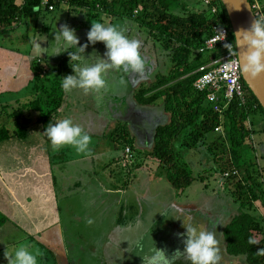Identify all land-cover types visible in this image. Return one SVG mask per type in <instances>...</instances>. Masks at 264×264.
Listing matches in <instances>:
<instances>
[{
  "label": "trees",
  "instance_id": "1",
  "mask_svg": "<svg viewBox=\"0 0 264 264\" xmlns=\"http://www.w3.org/2000/svg\"><path fill=\"white\" fill-rule=\"evenodd\" d=\"M42 1L0 0V37L23 20H32L36 33L40 19L50 14L49 7H44ZM249 1L252 6L259 4L264 14V0ZM52 4L58 9L68 6L71 14L85 15L88 23L92 20L111 22L117 18L130 20L148 34H144L149 36L148 41L153 38L160 46L150 42L151 51L159 54L156 66L159 68V63L163 62L164 70H158L148 85H141L133 99L141 109L160 107L167 119L157 124L153 143L145 151L126 128L119 126L110 132V150L122 153L123 157L115 156L109 158L108 164L101 163L98 174L110 185L111 191L130 189L144 168L150 170L152 183L161 181L170 186L175 200L196 184L206 185L203 192H208L213 183L228 186L226 191L233 187V203L239 209L223 229L226 256L241 259L244 264H264V254H261L264 250V184H259L255 177L259 166L257 160L253 161L256 157L248 153L256 134L251 117L258 113L264 116V109L244 80L246 103L236 99L226 109L220 106L223 113L211 105L207 91L201 92L195 87L202 76L200 68L225 55L221 48L202 52L213 35L214 26H230L222 0H212L210 5H205L204 0H55ZM214 6L219 7V11L212 15ZM37 62L32 66V100L25 104L18 101L15 106L0 105V145L13 138L26 139L32 127L43 124L46 128L59 115L64 91L58 83L48 79L49 63L42 59L41 62L47 63L43 69ZM145 69H148L146 65ZM219 129L223 132L217 131ZM260 133L264 134V130ZM260 146L261 143L251 153H257L264 162ZM128 148L132 151L131 159L125 157ZM197 155L203 157L198 160ZM205 157L214 163L210 169L206 168ZM195 164L198 170H193ZM164 192L162 188V195ZM9 222L0 212V231ZM249 240L255 243L250 244Z\"/></svg>",
  "mask_w": 264,
  "mask_h": 264
},
{
  "label": "crops",
  "instance_id": "2",
  "mask_svg": "<svg viewBox=\"0 0 264 264\" xmlns=\"http://www.w3.org/2000/svg\"><path fill=\"white\" fill-rule=\"evenodd\" d=\"M65 13L69 18L71 17L67 11ZM31 24L32 20H23L13 31H19L17 35L11 31L0 37L2 39L0 40V105L15 106L18 101H20L19 104L28 103L32 98L30 89L34 80L32 68L34 62L45 59L46 62L52 64L50 54L48 56L44 54L42 57L34 54L29 39L33 32ZM52 30V23L41 18L38 23V30L33 34L38 37L42 31L43 33L49 32L48 35L46 34L49 36ZM39 43L42 47H49L45 42ZM105 79L107 87L101 91L102 96L87 99L91 102L90 108L80 107L82 110H90L95 113V117L102 121L101 130L95 128V132H88V134L92 138L107 143L108 147L95 146L91 151L92 156H88L87 159L83 158V160L91 162L92 168L97 171L96 177L99 178V181L93 176L92 178L88 177L87 179L91 181L88 182V186H85L84 180L86 178H78L68 192L82 195V192L87 191H105L107 195L109 194L107 207L110 205L111 198L116 197L119 200L117 223L116 226H113L114 230H106V239H110L109 236H114L112 238L118 239V243L122 240H157L159 233L165 232L159 231V224L165 225L172 222L176 223L184 232L183 226L180 227L182 225L180 223H183L181 219L190 222L188 216L190 214L169 212L171 211L169 209H172L169 205H174L176 201L167 203L166 198L158 194L161 193L162 188L167 190L169 185L161 181L152 183L151 172L148 168H144L147 172L144 179L138 178L128 190L111 191L110 185L104 182L103 178H100L98 171L101 163L108 164L109 158L115 156L123 157L122 153L118 154L109 148L108 136L111 131L119 126L126 128L127 133L138 144L140 143L144 148L141 147L142 151H145V148L153 143L157 124H161L167 119L166 113L160 107L145 110L134 102V93L141 85H148L152 80L149 83L138 81L130 72L123 71H111L106 74ZM133 81H135L136 86ZM81 93L84 92L81 90ZM3 98L7 100H3ZM93 102H98V104L94 106ZM64 105L59 111V115L62 112L71 111L69 108L65 110ZM78 106L76 103H71V108L74 111L79 109ZM0 109L2 108L0 107ZM59 115L56 120H58ZM45 130V126L39 124L28 131L26 139L13 138L0 145V212L10 221L0 231V264H8L5 259L6 250L11 256L15 246L20 245L24 240L35 241L40 247L43 246L45 249L57 253L58 260L55 258L57 264L67 263V255L62 240L66 234L63 216L67 215L68 211H63L61 207L59 193L62 192L63 188L59 185L57 174L60 170L65 172L64 168L71 164L65 166V163L61 161L60 152L52 153L51 142L43 135ZM66 182L71 183V180H66ZM61 183L63 186V182ZM197 188L202 187L199 185ZM188 192H191V189ZM111 193L117 195L112 197ZM156 193L157 196H154ZM99 200H102V197L96 199L95 204ZM83 203L84 205L85 203L93 205V198L89 201L85 199ZM166 206L168 207L164 209ZM168 212L173 213L174 221L168 220L166 216ZM97 221V224L101 223V220ZM71 222L75 223L76 221L71 220ZM102 224L110 225V221L105 219ZM65 225L66 228L73 226L69 220L65 222ZM101 229L104 230L102 227ZM127 235L129 236L127 237Z\"/></svg>",
  "mask_w": 264,
  "mask_h": 264
},
{
  "label": "rangeland",
  "instance_id": "3",
  "mask_svg": "<svg viewBox=\"0 0 264 264\" xmlns=\"http://www.w3.org/2000/svg\"><path fill=\"white\" fill-rule=\"evenodd\" d=\"M257 8L259 9V4H256ZM64 11V12H63ZM70 15L71 17L66 15ZM69 12V13H68ZM50 14H44L42 20L46 19L49 20L50 23H52V32L47 36V33H43L42 31L39 33L38 37L44 38V36L47 37L46 45H49L51 42L54 41V33L56 31V26L59 29L60 23L65 25L67 24L72 29H75L77 32V36L80 39L81 45L88 42L87 40V34L91 29V21L90 23L87 22L88 18L86 19L85 15H75L71 14L69 11L68 6L63 5L60 9L55 7V11L49 12ZM55 21H52L54 20ZM98 21V20H95ZM104 23L110 24V25H119L123 28L127 29V34L129 38H136L141 41L142 47H141V55L145 62V65L148 69H145V71L142 74H136L131 73L132 76L142 82L149 83L150 80H153L158 74V70H164L165 65L163 62L159 63V68L156 66L157 59L159 57V54L154 55V51H151V43L155 42L157 47H160L155 39H151L148 41L149 36H144V34H147L145 32H141V29L139 26L136 25V23L127 20V19H121L117 18L113 21H105ZM48 25V24H47ZM15 29L11 30L12 32ZM10 31V32H11ZM54 31V32H53ZM19 31L13 32L14 34H18ZM11 33V34H13ZM33 33V32H32ZM141 33V34H140ZM47 34V35H46ZM148 35V34H147ZM2 40V39H0ZM145 41V43H144ZM149 44H147L148 42ZM54 47V46H53ZM93 51L97 52L100 56H104L106 52V48L103 43H97L95 46H92L89 44V47L86 52V56H90ZM49 54L51 56L52 64L50 63V72L48 73V79L50 81H53L54 83H58L59 87L60 85V79L62 77H65L67 75H72L73 70L70 67V61L69 56L67 53L61 55V56H53L54 53L50 50ZM53 56V57H52ZM45 60V59H44ZM38 65H41L43 69L46 68L47 63H43L41 61L37 62ZM62 72V73H61ZM134 85L136 86L135 81H133ZM102 96V93L99 92L97 94L95 93H81V90H74L71 94H66L64 92V108L67 110V108L71 109L70 112H62L61 115H59L58 120L63 118H70L73 120V122L79 126H81L87 133L88 132H95V128H98L101 130L100 126H102V121L98 119V117H95V113L91 112L90 110H82L80 107H91L90 100H87L89 98L94 99L95 97L100 98ZM32 100V98H31ZM71 103H76L79 109L75 110L71 108ZM94 106L98 104V102H93ZM88 111V112H85ZM84 114V115H83ZM6 117V116H5ZM8 121V117H6ZM56 120V118H55ZM251 122L253 125L254 130L256 131L255 137L250 143L248 148V153L252 157H256V159L253 158V161H256L258 166V171L255 170V177L258 180L259 184H264V162L259 160L261 156H258V154L252 155V151L257 148V145L261 143L260 146V153L264 155V134L260 133L264 130V116L263 114H255L251 117ZM10 125V124H9ZM106 125V124H105ZM103 127V126H102ZM15 129V127H13ZM95 146L98 147H105L107 148V143H103L102 141L92 138V143L90 145V149L95 148ZM110 146V144H109ZM111 149V146H110ZM61 154V161L65 163V166H67L65 169V172L61 171L58 172L57 178H59V185L64 189H62V192L59 193V200L61 202V207L63 211H68L67 215L65 214L63 216L64 220V230L65 235L64 239L62 240L63 246L65 247L66 252V258L67 263L66 264H143L142 258L140 256H143L148 249H150L152 246H154V243L156 244L157 248L166 250L168 255H172L177 249H180L183 251L184 243L183 240H181L178 236L179 233H183L181 229L179 228L176 223H166L165 225L159 224V231H165L159 233V236H157V240H141L140 242L143 244L144 251H141L136 246L137 240H122L118 243V239H113L114 236H109L106 239L105 236L107 235L106 230H114L113 226H116L117 223V214L118 207H119V200L115 197V193H111L112 197L110 200L109 207L106 206L107 199L109 200V194L107 195V192L100 191V190H94V191H87L82 192L81 194L76 195L75 192L69 193L70 187L73 186V184L78 180V178H86L84 181L85 186H88V182L91 180H88V177L93 176L94 179L99 181V178L96 177L97 171L92 168L91 162H89L87 159V155L84 154H78L74 149L71 147H64L60 149V151L54 150L52 148V153H59ZM64 152V153H63ZM251 153V154H250ZM65 154V155H63ZM126 157V155H125ZM196 159L199 160V158H202L203 155H197L195 156ZM83 158H85L83 160ZM89 158V157H88ZM83 160V161H82ZM205 165L206 168H211L214 166V163H212V159H208L205 157ZM198 170L199 166L195 164V167H193V170ZM245 169V167H244ZM146 170H142L140 172V177L143 180L144 175L146 174ZM67 176V177H65ZM100 178H102L100 176ZM61 180V181H60ZM66 180L70 181L66 182ZM216 181V179L213 180V182ZM63 182V186L62 183ZM212 182V183H213ZM138 185V183H137ZM201 185L202 188L204 186L202 184H196L195 188L191 189V192H188V194H184L180 197V199L175 200V196L173 194V191L171 190L170 186L167 190H165L164 194L161 195L166 197L167 203H172L173 200L176 201L174 205H169L172 207V209H169L171 211L169 212H181L183 215H187L188 213L190 222L205 228L209 231L216 232L217 239L219 240V247L221 249V262L220 264H244V262L241 259H232L226 256V253L224 251V242H223V229L230 223L232 218L237 214V210L239 209V206L235 203H233L232 199V193L235 191V188L231 187L226 191L227 187H222L219 184L213 183V187L208 189V192H203L202 188H197ZM264 189V186L262 187ZM206 190V189H205ZM67 191V192H64ZM68 193V194H67ZM157 196V193L154 195ZM102 197V200H99L96 204V199H99ZM93 198V205L89 203H83L85 199L88 201ZM194 198V199H193ZM193 201V202H192ZM59 202V203H60ZM168 206H166L164 209H166ZM194 207V209L192 208ZM71 212V214H70ZM122 212V211H120ZM167 213L166 216L168 220L172 219L174 221L175 217L173 213ZM206 215V217H204ZM109 220V224H102L104 221ZM166 219V218H165ZM183 219V218H182ZM181 219V220H182ZM73 224V226H68L66 228L65 222L68 221ZM71 220H75L76 222L73 223ZM93 221L92 224H89L88 221ZM101 220L100 224H97L98 221ZM182 224V223H180ZM99 227V228H98ZM101 227L104 229L102 230ZM173 227V228H168ZM182 228V225H180ZM184 230V229H182ZM171 231V233H170ZM186 230H184L185 232ZM129 235H127L128 237ZM125 241L124 243H122ZM26 246L29 248V250L35 252L36 250H39L40 256L38 257V264H54V258L55 257L58 260L57 253H54L50 251L49 249L43 250L42 247L38 245L37 242H33L32 240H24L20 245L17 246ZM16 247V246H15ZM15 251V248H14ZM178 264H186V261H179Z\"/></svg>",
  "mask_w": 264,
  "mask_h": 264
},
{
  "label": "clouds",
  "instance_id": "4",
  "mask_svg": "<svg viewBox=\"0 0 264 264\" xmlns=\"http://www.w3.org/2000/svg\"><path fill=\"white\" fill-rule=\"evenodd\" d=\"M91 25L87 34L88 43L83 45L76 30L67 24L59 29L56 26V31L53 33L54 41L48 48L42 47L39 43L47 42L46 36L44 38L30 36L29 38L36 55L42 57L47 54L48 56L50 50L54 53L53 56L68 54L74 74L60 79L61 88L66 94H71L74 90H82L85 94L101 92L107 87L105 76L111 71L136 74H142L145 71V62L141 55L142 44L139 39L129 38L127 29L119 25L95 20L91 22ZM221 34L225 39V35ZM241 35L243 46L247 47L242 61V73L252 78L261 77L264 75V18L257 17L250 29L237 34L238 48L242 47ZM97 43L104 44L106 48L104 56H100L95 51L90 56H86L89 44L95 46ZM225 47L232 56L238 54L237 51H233V45L225 44ZM43 135L50 140L54 150L71 147L78 154L92 156L90 149L92 137L70 118L50 122ZM181 221L186 230L178 234L184 243L183 251L177 249L170 256L166 250L157 248L154 243V246L140 256L143 264H178L182 260L186 261V264H220L222 257L216 232L192 222ZM88 223L92 224L93 221L89 220ZM249 243L254 244L255 241L249 240ZM136 246L144 251L140 241L136 242ZM261 254H264V250ZM39 256V250L33 252L26 246H16L11 256L7 250L5 252L8 264H38Z\"/></svg>",
  "mask_w": 264,
  "mask_h": 264
},
{
  "label": "built area",
  "instance_id": "5",
  "mask_svg": "<svg viewBox=\"0 0 264 264\" xmlns=\"http://www.w3.org/2000/svg\"><path fill=\"white\" fill-rule=\"evenodd\" d=\"M55 0H43L42 5L49 7L50 12L55 11V5L52 3ZM212 0H204L205 5H210ZM256 17L264 18V14L257 6H253ZM219 7L214 6L212 15L217 14ZM226 11V10H225ZM225 35V39L222 36ZM224 39V40H223ZM225 44L233 45V51H237L233 30L230 26L213 27V35L206 42L202 52H211L221 48L225 55L220 59H212L209 65L200 68L199 73L202 76L197 80L195 87L198 91L209 93L208 100L212 106L223 113L222 108L226 109L236 99L246 103L245 91L243 86L242 66L238 54L232 56ZM222 108H221V107ZM223 132L221 129L217 130ZM127 159L132 158V151L130 148L126 150Z\"/></svg>",
  "mask_w": 264,
  "mask_h": 264
},
{
  "label": "water",
  "instance_id": "6",
  "mask_svg": "<svg viewBox=\"0 0 264 264\" xmlns=\"http://www.w3.org/2000/svg\"><path fill=\"white\" fill-rule=\"evenodd\" d=\"M222 3L225 7L235 36L238 57L242 66L243 57L247 52V47L243 46V37L241 35L240 39L242 41V47L238 48L239 38H237V34L242 33L243 30L250 29L252 23L257 17L249 0H222ZM62 26L63 24H60V28ZM31 36H34V34L32 33ZM242 77L245 84L249 87L264 109V75L258 78H252L251 76L242 73Z\"/></svg>",
  "mask_w": 264,
  "mask_h": 264
}]
</instances>
